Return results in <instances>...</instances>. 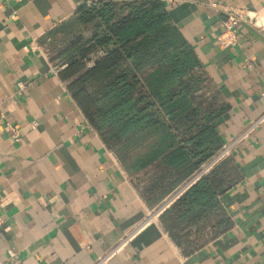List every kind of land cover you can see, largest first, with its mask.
Here are the masks:
<instances>
[{
    "label": "crops",
    "instance_id": "0c3cea01",
    "mask_svg": "<svg viewBox=\"0 0 264 264\" xmlns=\"http://www.w3.org/2000/svg\"><path fill=\"white\" fill-rule=\"evenodd\" d=\"M99 0H0V257L17 264H93L161 200L146 197V169L130 144L112 148L53 69L54 31L77 26ZM194 48L212 91L228 105L217 120L223 143L264 112V27L242 23L238 42L217 41L224 7L264 25V0H163ZM263 16V17H262ZM60 36V33L56 34ZM242 179L221 197L231 219L207 227L185 251L153 217L106 264H264V122L231 155ZM147 177V178H146Z\"/></svg>",
    "mask_w": 264,
    "mask_h": 264
},
{
    "label": "trees",
    "instance_id": "16d2710c",
    "mask_svg": "<svg viewBox=\"0 0 264 264\" xmlns=\"http://www.w3.org/2000/svg\"><path fill=\"white\" fill-rule=\"evenodd\" d=\"M76 20L53 34L60 77L106 144L133 146L128 158L146 169V197L162 200L222 147L216 123L228 105L163 0H99ZM241 179L232 156L202 175L159 216L172 240L189 251L207 227L230 228L221 197Z\"/></svg>",
    "mask_w": 264,
    "mask_h": 264
},
{
    "label": "built area",
    "instance_id": "2783aa9c",
    "mask_svg": "<svg viewBox=\"0 0 264 264\" xmlns=\"http://www.w3.org/2000/svg\"><path fill=\"white\" fill-rule=\"evenodd\" d=\"M226 17L223 19V29L217 36V41L222 47H229L238 42V29L242 23L264 27L257 23L256 15L243 8L224 7ZM65 66L60 63L54 67V71L58 72ZM264 122V112L259 117L251 120L244 130L237 136L225 141L222 147L205 162L199 169L193 172L185 181L179 184L168 195H166L160 203L153 208L148 216L139 224L132 227L128 232L122 235L118 241L106 253L100 255L93 264H106L117 252L126 247L129 242L137 235V233L150 221L153 217L160 215L167 207H169L179 196H181L191 185H193L202 175L209 172L214 165L224 158L231 156L236 148V145L243 139L249 136L254 129ZM4 219L0 214V226L3 224ZM11 260L14 263H19L17 253H12ZM0 264H4L3 259L0 257Z\"/></svg>",
    "mask_w": 264,
    "mask_h": 264
},
{
    "label": "rangeland",
    "instance_id": "374dc122",
    "mask_svg": "<svg viewBox=\"0 0 264 264\" xmlns=\"http://www.w3.org/2000/svg\"><path fill=\"white\" fill-rule=\"evenodd\" d=\"M59 38H61V36Z\"/></svg>",
    "mask_w": 264,
    "mask_h": 264
},
{
    "label": "bare ground",
    "instance_id": "6f19581e",
    "mask_svg": "<svg viewBox=\"0 0 264 264\" xmlns=\"http://www.w3.org/2000/svg\"><path fill=\"white\" fill-rule=\"evenodd\" d=\"M263 17V16H262Z\"/></svg>",
    "mask_w": 264,
    "mask_h": 264
}]
</instances>
